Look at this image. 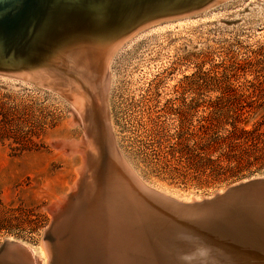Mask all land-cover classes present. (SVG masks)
<instances>
[{
  "label": "rangeland",
  "instance_id": "rangeland-1",
  "mask_svg": "<svg viewBox=\"0 0 264 264\" xmlns=\"http://www.w3.org/2000/svg\"><path fill=\"white\" fill-rule=\"evenodd\" d=\"M109 83L113 138L144 181L203 198L264 176L263 143L248 134L264 130V0L143 30L113 56ZM65 96L0 74V248L14 238L40 254L62 196L93 170Z\"/></svg>",
  "mask_w": 264,
  "mask_h": 264
},
{
  "label": "bare ground",
  "instance_id": "bare-ground-1",
  "mask_svg": "<svg viewBox=\"0 0 264 264\" xmlns=\"http://www.w3.org/2000/svg\"><path fill=\"white\" fill-rule=\"evenodd\" d=\"M227 1L34 0L27 8V15L13 29L0 28L9 33L43 12L42 16H52L45 21L44 30L49 28L42 38L45 42L40 44L44 48L40 59L49 68L24 65L22 57L15 56L11 60H0V74L18 79L23 73L39 75L49 88L64 93L78 114V123L81 121L85 127L87 137L82 153L89 159V166L93 164V170L81 172L88 180L86 198L79 205L77 215L66 225L68 230L62 246L56 249L43 239L38 254L31 245L20 240L28 253L10 255L7 252L1 255L0 264H21L22 260L30 262V258L33 264H49L54 252L57 253L55 264H264L262 248L256 250L241 239L221 235L222 229L211 221L204 225L215 233L206 229L200 234L183 224L178 214L179 217L164 213L158 207L148 211L138 204L133 184L131 188L118 186L117 177L124 178L119 164L129 169L118 156V145L108 121L110 63L115 53L147 28L189 19ZM48 5L50 10H44ZM33 28L36 29L35 25L31 30ZM103 147H107L105 158ZM128 166L135 177L150 188L184 202L202 200L199 196L180 198L154 187L144 181L132 165ZM257 178L264 176H254L232 185ZM225 189L218 192L223 193ZM138 199L150 203L143 193ZM57 231H54V238L60 240L62 228ZM177 240L184 248L178 246ZM194 246L204 248L195 254L185 250Z\"/></svg>",
  "mask_w": 264,
  "mask_h": 264
},
{
  "label": "water",
  "instance_id": "water-1",
  "mask_svg": "<svg viewBox=\"0 0 264 264\" xmlns=\"http://www.w3.org/2000/svg\"><path fill=\"white\" fill-rule=\"evenodd\" d=\"M33 1L0 0V28L7 31L13 29L27 15V8ZM44 10H50L49 5ZM42 14L34 16V18L22 26L20 25L21 27L17 31H15L16 29L9 33L0 31V60H9L11 57L18 56L22 57L21 61L24 62V65L32 66L38 64L39 67L49 68L40 59V53L44 49L40 44L41 42H45V39L42 38L45 31L49 28L44 30L47 26V22L45 21L47 19L49 21L52 16H42ZM34 25L37 30L34 28L31 30ZM1 67L2 65L0 64ZM20 78L50 87L47 82L41 80L39 75L23 73ZM106 154L107 147H103L102 155L104 158ZM118 156L129 169L126 170L121 163L119 164L124 178L117 177L118 186L131 188V184H133L135 189H132L136 193L135 196L140 198V195L143 193L145 198L150 201V203L147 200L143 202L136 198V202L143 205L148 211L151 208V211H153L154 207H158V209H163L162 212L164 213L167 212L177 217L180 216L184 220L183 224L189 225V227L200 234L204 233L206 229H210L206 228L204 222L210 223L211 221L222 229H219L221 235L233 236L234 238L243 240L244 243H247L256 250L258 248L264 250V178L251 179L238 185L229 186L223 193L216 192L212 197H203L200 201L184 202L143 184L135 177L134 172L130 169L127 164L128 162L126 163L120 151ZM87 181L86 175H80L76 190L69 193L61 206L53 211V220L45 232L44 239L53 246L55 245L56 249L62 246L61 242L65 240L68 230L66 225H69L77 215L80 208L79 205L81 206V203L86 198L85 188ZM61 228L62 233L59 234L60 240H56L54 236L58 232L57 230ZM210 230L215 233L212 228ZM177 242L179 245L176 244L180 248H184L180 240H177ZM209 242L207 241L208 244ZM203 248L201 246H194L185 250H189V254H195L196 252H201ZM7 252L10 255H15V253L21 254V252L28 253L26 247L15 240H6L4 242L0 248V257ZM53 256L49 264H55L57 253L54 252ZM29 261L22 260L21 264H33L31 263V258Z\"/></svg>",
  "mask_w": 264,
  "mask_h": 264
},
{
  "label": "trees",
  "instance_id": "trees-1",
  "mask_svg": "<svg viewBox=\"0 0 264 264\" xmlns=\"http://www.w3.org/2000/svg\"><path fill=\"white\" fill-rule=\"evenodd\" d=\"M262 124H260L259 128L250 131L248 134L252 136L251 141L254 142V144L252 143L251 146H258L260 145V142L263 143L262 147L258 148V151L263 152L262 155H264V130L261 128Z\"/></svg>",
  "mask_w": 264,
  "mask_h": 264
}]
</instances>
